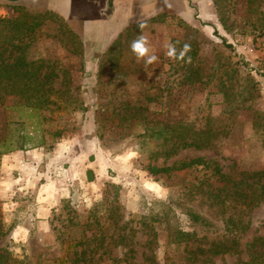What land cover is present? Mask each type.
I'll use <instances>...</instances> for the list:
<instances>
[{
    "label": "rangeland",
    "instance_id": "rangeland-1",
    "mask_svg": "<svg viewBox=\"0 0 264 264\" xmlns=\"http://www.w3.org/2000/svg\"><path fill=\"white\" fill-rule=\"evenodd\" d=\"M38 1L0 0V264L264 263V0H160L100 50ZM72 147L100 151L103 173L85 180ZM194 157L209 164L148 170Z\"/></svg>",
    "mask_w": 264,
    "mask_h": 264
},
{
    "label": "crops",
    "instance_id": "crops-1",
    "mask_svg": "<svg viewBox=\"0 0 264 264\" xmlns=\"http://www.w3.org/2000/svg\"><path fill=\"white\" fill-rule=\"evenodd\" d=\"M48 8L56 12V16L62 19H78L79 35L85 44H93L92 49H107L119 34L127 27H131L140 21L153 16V10L159 11L164 2L156 0L157 9H153V0H39ZM167 1V0H166ZM46 8H44L45 10ZM90 146V145H89ZM79 147H72L70 156L72 167H77L85 180L103 173L97 168L98 158L91 160L90 155L98 156L100 151L93 147H84L81 152ZM17 159L22 158V152L12 154ZM86 156L87 161H86ZM19 162V160H18ZM82 163V166L77 165ZM46 208L41 206L38 211Z\"/></svg>",
    "mask_w": 264,
    "mask_h": 264
},
{
    "label": "trees",
    "instance_id": "trees-1",
    "mask_svg": "<svg viewBox=\"0 0 264 264\" xmlns=\"http://www.w3.org/2000/svg\"><path fill=\"white\" fill-rule=\"evenodd\" d=\"M14 1V0H12ZM26 70H21L20 72H18L20 75H24ZM22 85H25V82L22 83ZM23 145L20 146V148H22ZM199 164H204V165H208L209 161L203 160L201 157H194L191 158L187 161H181V162H175L171 165H167V166H150L148 168L149 172L153 175H157V174H166V173H170L172 171H178V170H185L188 169L192 166L195 165H199ZM217 173L220 174L219 170H218V166H215V170ZM264 171H256L255 174L256 175H261L263 174ZM220 177L223 176L222 174L219 175ZM92 179V178H91ZM90 180V179H89ZM255 182H253L252 184H254ZM250 184V186L252 185ZM264 183L262 182L260 185V191L257 194H252L253 199H259L260 197L264 196V190L263 188ZM240 185H236L235 183H233L232 187V191L235 194H243V192H241L238 187ZM256 186H259V182L258 180L256 181ZM231 187L228 188V190L225 192V196L227 194L231 193ZM222 189L218 188V191L215 193V196H219L222 195L221 194ZM244 197L247 196L246 194L243 195ZM221 197V196H219ZM195 218H197L199 215L197 214H193ZM189 234V233H187ZM185 236L184 232H180L177 231L174 234V237L176 239V241L181 242L183 240ZM190 239H186L184 241L185 245H184V252H186V257L188 258V260H193L194 257L198 256L199 254H203L205 252H211L212 254H219V253H226V252H230V251H236V245H237V240L235 237H233L232 239H230V241L228 242L227 240H216V241H210L208 243L207 248H203L202 246H200V244H193L192 242H190L191 244H189ZM264 264L263 263V255L262 253L259 254H254L252 255L248 261L243 262L242 264Z\"/></svg>",
    "mask_w": 264,
    "mask_h": 264
},
{
    "label": "clouds",
    "instance_id": "clouds-1",
    "mask_svg": "<svg viewBox=\"0 0 264 264\" xmlns=\"http://www.w3.org/2000/svg\"><path fill=\"white\" fill-rule=\"evenodd\" d=\"M95 2H97V4H99L98 0H95ZM138 27L142 30L145 27V25L144 24H138ZM164 46L167 49L166 55L169 56L170 58H173V59H175V58L183 59L184 55L188 51H190V45L185 44L184 49H183V53L179 57H177L175 45H173L172 43H166ZM130 49L138 61L141 59H144L146 66L151 65L158 60V57L155 54H150V47H149L148 38L143 34L142 31L139 35H137L132 40V42L130 44ZM189 62H190V57H189Z\"/></svg>",
    "mask_w": 264,
    "mask_h": 264
}]
</instances>
